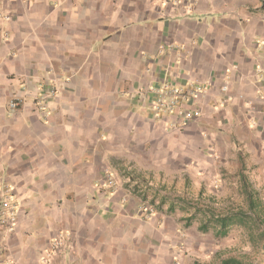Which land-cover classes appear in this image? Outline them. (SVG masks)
Returning <instances> with one entry per match:
<instances>
[{
    "label": "crops",
    "instance_id": "obj_1",
    "mask_svg": "<svg viewBox=\"0 0 264 264\" xmlns=\"http://www.w3.org/2000/svg\"><path fill=\"white\" fill-rule=\"evenodd\" d=\"M257 1L0 0V187L16 215L0 246L20 251L3 254L8 264H42L63 231L71 243L51 264L148 262L152 230L167 242L169 209L142 222L123 188L103 199L94 183L107 160L150 198L162 188L167 208L199 195L227 205L241 178L264 190V49L249 51L264 43ZM178 84L194 85L179 105L194 117L167 130L176 110L157 124L152 89Z\"/></svg>",
    "mask_w": 264,
    "mask_h": 264
},
{
    "label": "rangeland",
    "instance_id": "obj_2",
    "mask_svg": "<svg viewBox=\"0 0 264 264\" xmlns=\"http://www.w3.org/2000/svg\"><path fill=\"white\" fill-rule=\"evenodd\" d=\"M25 1L28 2L33 0ZM48 1L51 6H56V0ZM171 1L173 0H157L158 4H168L172 3ZM251 6L253 7L252 10L262 9V12L264 13L263 0H258ZM252 41L255 42L254 44L256 46H250L252 50L254 49L253 52L249 50L251 54L254 52L259 53L264 49L263 41L262 43L261 41H259V39ZM255 56L257 57L259 55L257 54ZM149 70L151 69H147L144 71L146 73H149ZM169 87L177 88L178 95H181L180 102L184 100V95H187L188 99L197 95V93L194 92V85L186 86L178 84L175 86L172 85L163 88ZM53 88L54 89L52 90V93L56 95L57 87L54 86ZM154 89L155 88H153L152 90ZM159 89L157 88V90ZM157 90L155 89L153 91L155 96ZM12 100H16L17 103L19 102L14 98H12L10 101ZM153 101L155 102V100ZM19 105L20 104L18 103L17 107L13 111H16ZM245 105L248 106L247 103ZM38 106L41 107V101L39 102ZM183 110L186 112L178 113L176 111L174 119L164 120V127L167 130L178 127L181 122H185L194 117V114L191 110ZM155 115L157 119L154 118V120L158 124L160 122V120H158L159 114L156 112ZM43 116H45V114ZM107 164L110 165V171L108 172L109 175L107 174L108 170L104 171L103 176H106V179L102 178L103 184H100V182L94 183V186L98 187V190L99 188H103L104 186L106 188H111L110 192H105L106 188L101 189L103 199L108 198V194L113 195L114 193H116V186L120 187L119 189L123 188L124 195L121 198L122 202H124L127 198H136L135 201L137 204H134V207H136L134 215L135 217L141 219L142 222L156 215L157 212L160 211L159 209H169L167 211L168 214L164 213L163 217L170 216V218L166 219L170 228L166 225L162 228L165 230V232L166 229L168 230V236H164L165 239H167V242L163 245H159L158 243L160 239L157 237V233L159 232L152 230L154 236L150 238L151 245L147 249L146 247H143V249L146 250L143 252L145 253L146 257H148V262H142V264H221L222 259L230 256L239 258L248 264H264V190L262 189V187H260L261 189H259L256 183L246 182L243 181V178H241V182L240 184H238L240 189L236 190L235 188V190L232 191L233 195L232 198H230L231 203L227 205L226 203H224V200L221 201L220 198L219 201V199L201 198L199 195L197 197L193 196L191 198H189V196H183V199H181V204H183L182 208L177 207L179 206V204H174L173 207L167 208V203L161 201V198L159 197L162 192V188H157V191H155V195L150 198V195L148 193H144L143 190L146 188V185H144L136 175L130 172L128 168L125 169V166L119 167L125 172V177H120L114 173V170L112 168V166H115L114 163H112L110 160H107ZM242 169L243 167L240 170ZM108 178H110L111 183L107 181ZM218 180L219 179L217 178L213 179V181H216V186L217 184H219L217 183ZM125 185L128 188L127 190L125 189ZM244 190L254 192L255 197L259 198L261 208L263 209H246L247 202ZM97 196L100 198V195ZM100 200L103 201L101 198ZM125 204L126 203L124 202V206ZM100 205L103 207V204ZM173 209H175V211ZM164 211L165 210H163V212ZM226 213H232V215L240 217L241 221H235V223L231 224V226L228 228L227 233L224 236H218L216 233V227L213 226V217L216 214L225 215ZM206 221H209V223L207 224L208 228L206 230H202V225ZM0 225L4 229L7 228L2 224ZM2 237L3 236L0 237V241H2ZM52 243L53 241L50 243V247L47 248L48 251H44L46 250L44 249L39 255L40 263H59L58 260L64 257V250H66L71 243L69 233H67L66 231L58 232V241L56 242V244H54V246H52ZM5 244L0 246V264H8V260L3 258V254H5V256H7L10 260H13L16 259L14 256H17V253H20V251L17 250L13 251ZM133 248H135V250H138L136 249L137 247ZM15 249L18 248L15 247ZM64 260V264H70L65 258ZM136 262L137 261L135 260L130 264H141ZM13 264L17 263L13 262ZM123 264H127L126 261H124Z\"/></svg>",
    "mask_w": 264,
    "mask_h": 264
},
{
    "label": "built area",
    "instance_id": "obj_3",
    "mask_svg": "<svg viewBox=\"0 0 264 264\" xmlns=\"http://www.w3.org/2000/svg\"><path fill=\"white\" fill-rule=\"evenodd\" d=\"M52 90L53 89L49 90V93L52 94ZM180 97L181 95H178L176 87L161 88L156 92V99L152 109L156 112H174V110H176L178 113H184V110L179 106ZM17 105L18 103L16 100H12L9 103V107L12 111L17 107ZM107 181L111 183L110 178H108ZM12 202V193L9 185L2 184L0 187V224L9 229L14 226L16 221V215L13 211Z\"/></svg>",
    "mask_w": 264,
    "mask_h": 264
},
{
    "label": "trees",
    "instance_id": "obj_4",
    "mask_svg": "<svg viewBox=\"0 0 264 264\" xmlns=\"http://www.w3.org/2000/svg\"><path fill=\"white\" fill-rule=\"evenodd\" d=\"M244 193L246 195V202H247L246 209H249V210L263 209L261 208L259 198L255 197L254 192L244 190ZM238 220L241 221L240 217L232 215V213H226L225 215L216 214L213 217L212 222H213V226L216 227L217 235L224 236L227 233V230L231 226V224H234L235 221H238ZM208 223L209 221H206L202 225V230H206L208 228L207 226ZM263 235H264V232H263ZM221 264H248V263L244 262L243 260L239 258L230 256V257H226L222 259Z\"/></svg>",
    "mask_w": 264,
    "mask_h": 264
}]
</instances>
